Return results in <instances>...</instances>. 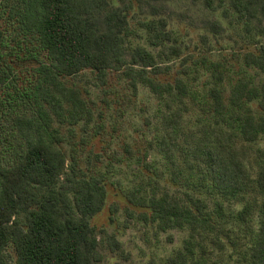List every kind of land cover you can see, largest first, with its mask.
<instances>
[{
  "label": "trees",
  "instance_id": "obj_1",
  "mask_svg": "<svg viewBox=\"0 0 264 264\" xmlns=\"http://www.w3.org/2000/svg\"><path fill=\"white\" fill-rule=\"evenodd\" d=\"M260 1L230 7L249 27L264 12ZM128 18L105 0H0V264L101 261L92 220L107 205L108 178L94 162L83 170L74 131L96 122V102L74 82L87 72L103 88L116 72L160 101L157 150L185 197L141 188L124 197L145 224L189 231L167 263L209 264L205 242L223 246L212 235L230 233L225 203L237 201L243 207L233 217L246 228L249 264H264V81L242 75L229 87L222 65L203 56L212 79L201 97L189 66H162L183 54L164 18L140 22L158 53L138 45L126 60ZM242 59L264 76V43ZM99 120L95 137L105 130L101 112Z\"/></svg>",
  "mask_w": 264,
  "mask_h": 264
},
{
  "label": "rangeland",
  "instance_id": "obj_2",
  "mask_svg": "<svg viewBox=\"0 0 264 264\" xmlns=\"http://www.w3.org/2000/svg\"><path fill=\"white\" fill-rule=\"evenodd\" d=\"M113 7L128 13L132 35L127 40L126 60H130L132 48L141 45L157 54L148 43L147 31L142 21L164 18L182 49V57L166 62L162 66L174 67V71L189 66L201 97L206 93L212 73L203 65L202 57L219 63L227 75V85L239 76L246 75L259 85L264 76L244 64L243 55L256 50L264 43V12L261 11L249 27L238 21L236 12L230 7L231 0H105ZM210 2L211 5L208 3ZM264 0L260 1V6ZM102 18V17H101ZM100 18V19H101ZM103 19V18H102ZM101 23V21H100ZM102 24V23H101ZM162 62V61H161ZM27 75L28 68L21 69ZM74 82L83 90L88 101L96 102V122L88 128L82 123L75 127V142L82 156V168L86 172L90 162L97 163L95 173L108 178V201L104 211L92 220L98 227V252L101 261L92 264H168V258L182 249L189 238V231H159L132 216V206L124 192L141 188L145 193L163 194L166 191L177 199H183L187 190L175 185L170 179L167 162L157 150V112L159 100L143 85L135 92L129 82L112 72L107 85H97L94 75L87 72ZM257 105H255V108ZM104 116L105 130L95 137V124ZM84 125V126H83ZM69 126L63 127L70 133ZM258 147H264L259 142ZM68 154L71 147L65 145ZM210 208H214L208 198ZM228 218L226 230L229 234H214L207 238L209 264H249V237L246 228L233 217L242 209V203H225ZM118 208V209H117ZM115 221L111 222L110 217ZM120 247H117V244ZM14 262L13 249L9 250Z\"/></svg>",
  "mask_w": 264,
  "mask_h": 264
}]
</instances>
